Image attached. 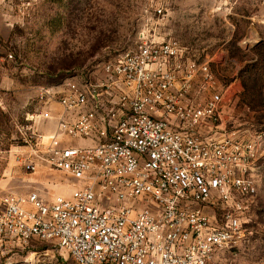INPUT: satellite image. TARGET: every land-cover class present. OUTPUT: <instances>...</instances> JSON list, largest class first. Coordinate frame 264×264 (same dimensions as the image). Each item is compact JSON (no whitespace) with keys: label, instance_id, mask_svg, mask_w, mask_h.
<instances>
[{"label":"built area","instance_id":"2783aa9c","mask_svg":"<svg viewBox=\"0 0 264 264\" xmlns=\"http://www.w3.org/2000/svg\"><path fill=\"white\" fill-rule=\"evenodd\" d=\"M166 14L162 5L145 11L134 47L96 75L38 89L39 110L21 129L32 150L24 166L63 173L73 190L50 202L5 195L0 258L214 264L246 238L264 132L226 130V87L210 62L162 36Z\"/></svg>","mask_w":264,"mask_h":264},{"label":"rangeland","instance_id":"374dc122","mask_svg":"<svg viewBox=\"0 0 264 264\" xmlns=\"http://www.w3.org/2000/svg\"><path fill=\"white\" fill-rule=\"evenodd\" d=\"M158 5L167 11L162 36L210 62L226 87V130L264 132V0H11L13 31L0 44V204L5 195L33 191L69 197L73 182L63 173L43 165L29 173L24 166L32 150L21 129L39 110L36 93L77 73L96 75L131 50L145 11ZM7 54L14 60L5 61ZM252 96L249 107L244 100ZM257 166L259 191L249 202L246 238L217 251L214 264H264V153ZM23 258H0V264Z\"/></svg>","mask_w":264,"mask_h":264},{"label":"crops","instance_id":"0c3cea01","mask_svg":"<svg viewBox=\"0 0 264 264\" xmlns=\"http://www.w3.org/2000/svg\"><path fill=\"white\" fill-rule=\"evenodd\" d=\"M10 3L11 0H0V44H1V40L9 37V35L13 31V25H14L13 19L11 17V14L8 12V8H7L9 7ZM0 50H1V45H0ZM54 108L56 112L60 111V107L58 105H55ZM50 125H51L50 130L54 129L55 124L51 123ZM48 171H52V170L49 169ZM72 190L69 192V197L72 194ZM36 193L39 194V196L44 201L50 202L53 201L54 199V197H47V195L44 192L42 193L36 192Z\"/></svg>","mask_w":264,"mask_h":264},{"label":"trees","instance_id":"16d2710c","mask_svg":"<svg viewBox=\"0 0 264 264\" xmlns=\"http://www.w3.org/2000/svg\"><path fill=\"white\" fill-rule=\"evenodd\" d=\"M253 98V96L252 97H249V99H248V97L246 98V100H244V103H246L249 107L253 104V102H254V99H252Z\"/></svg>","mask_w":264,"mask_h":264}]
</instances>
